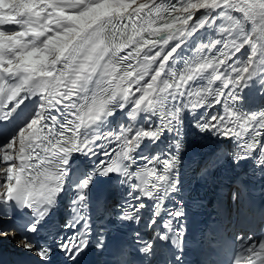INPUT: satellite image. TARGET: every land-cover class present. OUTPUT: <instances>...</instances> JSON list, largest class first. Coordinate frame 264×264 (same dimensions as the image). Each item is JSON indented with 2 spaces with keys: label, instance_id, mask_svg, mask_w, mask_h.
Segmentation results:
<instances>
[{
  "label": "snow or ice",
  "instance_id": "obj_1",
  "mask_svg": "<svg viewBox=\"0 0 264 264\" xmlns=\"http://www.w3.org/2000/svg\"><path fill=\"white\" fill-rule=\"evenodd\" d=\"M0 5V122L12 120L26 100L38 98L34 101L38 107L23 126L10 138L0 140V170H5L0 174V203L31 209L35 221L22 231L36 233L64 189L67 164L62 161L73 153L96 160L94 171L76 186L72 218L56 241L68 264H78V258L92 244L89 189L97 175L119 173L123 177L120 184L131 189L119 207L117 220L139 223L140 210L145 207L143 197H147L155 205L151 224L159 227L155 216L165 210L164 201L179 190L185 110L194 115L200 132L237 142V150L229 154L233 160L253 159L264 168V110L251 115L234 110L240 91L264 73L260 31L264 29V0H0ZM101 9L105 11H94ZM213 28L218 38L196 46L184 69L173 71L171 65L189 38L201 29ZM167 36L172 38L165 43ZM129 37L135 42L120 53L127 57L121 72L134 73L126 82L117 72L111 86L98 85L97 78L89 77L74 80L71 94L66 85L58 88L63 94L55 99L47 88L42 91L47 100L36 94L42 89L53 51L61 62L58 67L71 68L70 62L79 60L98 70L102 67V46L127 42ZM242 50L248 52L245 60L237 58ZM144 57L155 59L148 74L138 79L143 72L134 70L139 63H147ZM161 66L163 71L157 76ZM203 80L207 81L205 87L195 86ZM164 81L170 87H165ZM260 83L264 84V79ZM114 91L117 100L111 102ZM214 105L223 106L222 114L207 111ZM202 107L205 111L197 115ZM115 109L127 110L129 122L118 132L95 135ZM141 114L157 116L158 122L145 119V126L138 127ZM165 131L180 137L175 152L166 158H145L147 163L142 168L130 171L138 146L146 139L155 142ZM109 145L115 147L110 149ZM113 152L115 159H101ZM167 211L170 218L164 222L165 232L161 235L158 231L157 236L168 239L171 234L179 253L184 213L182 207ZM8 232L17 234V230L0 229V235ZM135 235L140 252L150 256L152 244L139 233ZM21 240L26 251L48 264L51 248H38L27 236ZM95 247H106L103 232L95 233ZM118 258L119 264H127L123 248ZM176 259L179 262V255ZM233 264H264V239L240 237V251Z\"/></svg>",
  "mask_w": 264,
  "mask_h": 264
},
{
  "label": "clouds",
  "instance_id": "obj_2",
  "mask_svg": "<svg viewBox=\"0 0 264 264\" xmlns=\"http://www.w3.org/2000/svg\"><path fill=\"white\" fill-rule=\"evenodd\" d=\"M0 7H3L0 5ZM97 12L105 11L104 9L101 10H94ZM261 24L264 25V17L261 18ZM171 26H169L170 30ZM261 31V39L264 41V29H260ZM159 35V33H156ZM183 34V33H181ZM172 37L167 36L165 37V43L170 40ZM135 41L129 37L127 42H121L119 44L112 43V45L109 47L105 43L102 46V51L100 53L99 59L102 64V67L96 70L94 68L93 64H89L85 66L83 61L74 60L70 63L72 64L71 68H68L66 65L64 67H58L57 64L61 62H57L56 59V53L53 51L51 54L52 63H50L47 66V75L44 77V82L42 85V89L40 92H37V95H40L41 100H47V97L42 94V91L44 88L48 89V95H51L53 99H55L56 95H62L63 93L58 91L59 87H64L66 85V90L69 91V93H72L73 89V81L76 79H88L89 77L97 78V84L105 83L109 84L111 86V79L113 78L114 74L117 72L121 73V79L125 80L126 78H131L134 74L133 72H128L127 70L121 72V64L123 60L127 59V57L120 56L121 51H123L126 47L131 46L132 43ZM139 47V45H138ZM142 50V49H141ZM153 58L152 60H149L147 57H144L143 60L147 61V63H139V66L134 70V72H143V76L138 77V79H143L144 76L148 74V72L151 70V65L154 62ZM131 67V66H129ZM163 71V66H161V69L157 70V76H159ZM156 79L155 77L153 78ZM35 83V82H34ZM165 87H170V85L167 84V81H164ZM107 91V89H105ZM264 91V89H262ZM109 100L111 102H115L117 100V94L114 91L113 95L109 97ZM48 103H51V101H48ZM113 113L110 111L108 115H112ZM70 156L67 160L62 161V163L67 164ZM123 161H121V164ZM5 170H0V174L3 173ZM2 191V189H0ZM240 242V237L237 238Z\"/></svg>",
  "mask_w": 264,
  "mask_h": 264
},
{
  "label": "bare ground",
  "instance_id": "obj_3",
  "mask_svg": "<svg viewBox=\"0 0 264 264\" xmlns=\"http://www.w3.org/2000/svg\"><path fill=\"white\" fill-rule=\"evenodd\" d=\"M208 31H210V32H215L216 30H215V28H213V29H201V30H199L197 33H194V35H193V37H191V38H189V40L185 43V45L186 44H188L193 38H195V37H198L200 34H202L203 32H208ZM184 45V46H185ZM247 56H248V52H246V51H243L242 50V54H237V58H239V59H241V60H245V59H247ZM124 118H126V119H129L127 116H123ZM126 119H124V121H126ZM147 119H148V117H147ZM140 120V118H137V121H136V124L137 123H139V124H141L142 125V122L141 121H139ZM145 124V123H144ZM143 124V125H144ZM142 125V126H143ZM13 238L15 237V235L14 236H12ZM14 254H20V251H16V252H14Z\"/></svg>",
  "mask_w": 264,
  "mask_h": 264
}]
</instances>
